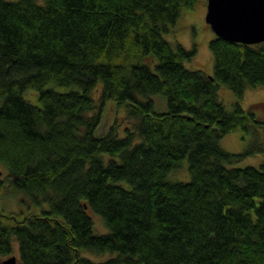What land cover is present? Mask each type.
Listing matches in <instances>:
<instances>
[{
	"label": "trees",
	"instance_id": "1",
	"mask_svg": "<svg viewBox=\"0 0 264 264\" xmlns=\"http://www.w3.org/2000/svg\"><path fill=\"white\" fill-rule=\"evenodd\" d=\"M196 2L0 0V192L40 209L0 210V257L13 237L19 264H264V102L239 105L247 87H264V42L214 35L213 72L188 69L195 48L163 33ZM107 101L126 107L122 137L115 125L95 134ZM238 129L245 150L220 147ZM256 153L258 166H227ZM183 158L190 180L168 181ZM90 213L107 233H94ZM82 250L115 256L94 263Z\"/></svg>",
	"mask_w": 264,
	"mask_h": 264
},
{
	"label": "rangeland",
	"instance_id": "2",
	"mask_svg": "<svg viewBox=\"0 0 264 264\" xmlns=\"http://www.w3.org/2000/svg\"><path fill=\"white\" fill-rule=\"evenodd\" d=\"M11 1V0H8ZM42 2V0H37ZM206 3L207 0H197L193 8L183 7L180 9V14L174 21L173 25L168 27V31L164 32V37L169 41L170 45L174 48L176 43L181 44L184 48L193 49L195 48V56L191 59H185L183 65L190 70H201L205 74H211L213 72V57L209 48V41L214 37V33L211 32L208 24L204 21L206 13ZM102 82L101 80L97 83V86L92 92L95 100L100 97ZM57 90H65L64 88L58 87ZM25 100L29 101L31 104L39 105L38 93H36L31 88H26L23 92ZM218 96L220 101L223 103L224 107L228 111L233 108V103L236 100L235 95L231 90L227 88L226 85H221L218 91ZM142 99V97H140ZM155 103V110L157 112H166L167 100L162 95L155 94L152 96ZM264 102V87L263 86H251L247 87L243 93V97L239 102V105L243 109L248 110L252 105L263 104ZM261 107L256 106L255 115L264 118V111ZM100 125L98 126L96 133L101 135L106 132L109 127L115 125L116 131L119 136H124V125L127 123V111L126 107H117L113 101H107L105 104ZM259 132L262 137L264 144L263 131L260 128ZM251 138L243 130L238 129L232 131L231 133L225 134L220 139V147L227 150L230 153H242L245 147L250 143ZM262 155L256 153L252 156H246L240 159L238 162L233 163V165H227L228 167H244V166H258L262 162ZM188 165L186 158L181 160L178 167L171 169L167 175V180L173 182H188L190 180V173L188 171ZM1 169V166H0ZM7 170L0 171V177L4 178L6 176ZM46 204H43V208H46ZM0 210L7 212H37L40 213V209L32 201L23 195L19 194H9L4 195L0 192ZM91 220H93V230L94 233L104 234L107 233L106 227L103 223L101 217L96 213H90ZM3 222L10 223L11 220L2 218ZM12 251L11 256L16 257V263L19 264V247L17 245L16 239L12 237L11 239ZM11 256H1V261L11 257ZM81 256L90 259L94 263L103 262L115 256L112 252L105 253H93L88 250H82Z\"/></svg>",
	"mask_w": 264,
	"mask_h": 264
},
{
	"label": "water",
	"instance_id": "3",
	"mask_svg": "<svg viewBox=\"0 0 264 264\" xmlns=\"http://www.w3.org/2000/svg\"><path fill=\"white\" fill-rule=\"evenodd\" d=\"M204 21L216 37L226 42H264V0H207ZM15 263V256L1 261Z\"/></svg>",
	"mask_w": 264,
	"mask_h": 264
}]
</instances>
